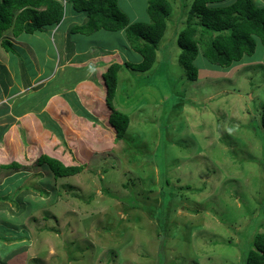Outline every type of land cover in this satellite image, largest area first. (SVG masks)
Instances as JSON below:
<instances>
[{
	"label": "rangeland",
	"instance_id": "1",
	"mask_svg": "<svg viewBox=\"0 0 264 264\" xmlns=\"http://www.w3.org/2000/svg\"><path fill=\"white\" fill-rule=\"evenodd\" d=\"M191 2L172 0L149 71H119L114 106L130 124L118 142L102 74L104 60L141 62L125 31L73 34L86 14L66 5L58 26L5 33L17 54L0 45V165L24 168L0 173V197H14L0 199V264H159L160 253L165 264H243L264 232V45L230 68L200 52L191 82L178 45ZM117 5L150 22L147 0ZM41 154L85 167L55 179L35 165Z\"/></svg>",
	"mask_w": 264,
	"mask_h": 264
},
{
	"label": "trees",
	"instance_id": "2",
	"mask_svg": "<svg viewBox=\"0 0 264 264\" xmlns=\"http://www.w3.org/2000/svg\"><path fill=\"white\" fill-rule=\"evenodd\" d=\"M117 2L118 0H0V45L6 53L15 56L16 47L5 33L10 32L14 38H18L23 34L33 35L46 31L48 27L58 26L65 17L66 5H71L75 11L86 14L83 23L70 28L73 34L89 36L101 30L125 31L130 47L141 55V62L138 64L127 61L123 64L112 62L102 74L106 86L105 100L110 109L108 120L115 128V139L118 142L125 138L130 124L129 115L114 106L118 73L124 66L138 72H147L153 67L174 6L172 0H147L150 22L131 23ZM257 39L264 45V6L257 5L255 0H192L188 17L179 32L178 45L181 49L179 61L187 68L188 79L195 82L199 78V68L195 66L194 61L200 52L210 64L230 68L240 65L245 56H251L255 52ZM3 69L9 73L8 68ZM65 96L73 98L75 106L81 110L80 104L74 99L76 94ZM13 110L15 116L22 115L17 113L18 110L14 108ZM81 112L88 114L85 110ZM259 116L261 129L264 131V103L259 109ZM41 118L44 122L49 120L46 114ZM161 156L163 157L162 154ZM156 162L158 164L159 160ZM35 165L45 168L55 179L76 176L85 167L81 164L66 165L48 154H41ZM161 165L165 166L164 163ZM21 168H24V165L13 161L1 164L0 173L1 170ZM160 177L166 199L171 178L167 172L162 173L161 169ZM40 192V196L51 194L48 190ZM0 199L14 201L10 194ZM260 228L254 234L250 249L243 258V264H264V232H260ZM159 264H165L164 255L161 253Z\"/></svg>",
	"mask_w": 264,
	"mask_h": 264
},
{
	"label": "crops",
	"instance_id": "3",
	"mask_svg": "<svg viewBox=\"0 0 264 264\" xmlns=\"http://www.w3.org/2000/svg\"><path fill=\"white\" fill-rule=\"evenodd\" d=\"M98 59H100V58H98ZM105 62H104V64H103V68H105V69H107V67L110 65L109 63H111V61L109 60L108 62H106V60H104ZM107 63L109 64V65H107ZM106 71V70H105Z\"/></svg>",
	"mask_w": 264,
	"mask_h": 264
},
{
	"label": "clouds",
	"instance_id": "4",
	"mask_svg": "<svg viewBox=\"0 0 264 264\" xmlns=\"http://www.w3.org/2000/svg\"><path fill=\"white\" fill-rule=\"evenodd\" d=\"M140 63V62H139ZM138 64V63H137ZM109 118V117H108ZM113 127V126H112ZM115 129V128H114Z\"/></svg>",
	"mask_w": 264,
	"mask_h": 264
}]
</instances>
